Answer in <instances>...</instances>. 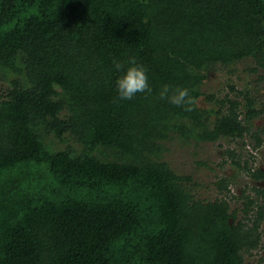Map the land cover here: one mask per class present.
Wrapping results in <instances>:
<instances>
[{
  "label": "trees",
  "instance_id": "1",
  "mask_svg": "<svg viewBox=\"0 0 264 264\" xmlns=\"http://www.w3.org/2000/svg\"><path fill=\"white\" fill-rule=\"evenodd\" d=\"M130 56L152 94L115 103L113 61ZM246 57L264 70V0H0V264H253L264 186L245 183L231 207L232 175L198 197L163 158L175 136L261 147L264 101L233 82L201 89ZM165 83L194 111L160 100ZM224 155L264 179L251 151Z\"/></svg>",
  "mask_w": 264,
  "mask_h": 264
},
{
  "label": "rangeland",
  "instance_id": "2",
  "mask_svg": "<svg viewBox=\"0 0 264 264\" xmlns=\"http://www.w3.org/2000/svg\"><path fill=\"white\" fill-rule=\"evenodd\" d=\"M254 66V62L250 57L231 63L229 66H223L220 63L215 64L209 71L208 77L205 79L201 89L207 93L210 92L214 96L221 97L228 91V82H233L237 88H249L258 100L264 101V70L258 68L257 71H251L248 68ZM229 68H233L232 72ZM261 74V78L259 75ZM199 106L208 107L214 103L208 101L204 95L197 99ZM262 119L254 120V127L260 126ZM251 142L246 138V143L240 142L238 139L219 138L216 141H195L194 139L183 140L175 136L166 141L168 149L164 152L163 158L168 162L170 167L178 173L189 174L192 179L193 191L198 197L214 198L221 196L217 192L214 181L217 176L226 174L232 175V183L230 192L227 198L230 201L231 207L238 205L240 189L245 183L252 184L253 182L247 175L238 171L229 160L225 158L224 149L226 147H235L244 152L251 151L255 156L254 164H259L264 161V140L261 147L257 150L250 148ZM234 194V195H232ZM234 196V197H233ZM262 230V249L258 253L248 256V260L256 264L257 258L264 251V224H261ZM262 263V262H261ZM264 264V262L262 263Z\"/></svg>",
  "mask_w": 264,
  "mask_h": 264
},
{
  "label": "clouds",
  "instance_id": "3",
  "mask_svg": "<svg viewBox=\"0 0 264 264\" xmlns=\"http://www.w3.org/2000/svg\"><path fill=\"white\" fill-rule=\"evenodd\" d=\"M125 63L119 60L113 61L114 69L121 73L115 81L117 97L114 102L119 103L124 100H131L137 93L152 94V88L148 83L147 70L142 64H138L136 57L130 56ZM158 98L168 103L182 108L185 112L194 111L196 99L191 91L182 86L163 84L158 92Z\"/></svg>",
  "mask_w": 264,
  "mask_h": 264
},
{
  "label": "flooded vegetation",
  "instance_id": "4",
  "mask_svg": "<svg viewBox=\"0 0 264 264\" xmlns=\"http://www.w3.org/2000/svg\"><path fill=\"white\" fill-rule=\"evenodd\" d=\"M252 181H253V180H252ZM253 182H254V181H253ZM230 185H231V184H230ZM230 185H229V186H230ZM260 185H261V186H264V179H262V180L260 181ZM230 187H231V186H230ZM262 224H264V220H263Z\"/></svg>",
  "mask_w": 264,
  "mask_h": 264
}]
</instances>
